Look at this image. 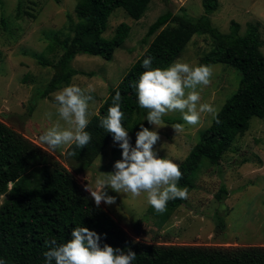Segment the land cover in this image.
<instances>
[{
  "label": "trees",
  "instance_id": "obj_1",
  "mask_svg": "<svg viewBox=\"0 0 264 264\" xmlns=\"http://www.w3.org/2000/svg\"><path fill=\"white\" fill-rule=\"evenodd\" d=\"M150 2L78 0L75 7L78 20L73 36L48 35V51L54 52L60 47L63 52L57 62L40 58V63L51 66L54 73L38 95L49 97L56 90L69 86L75 75L91 74L73 66L78 54L113 59L116 50L129 37L131 25L121 22L114 34L107 37L109 18L116 9L122 8L132 19L140 20ZM202 3L204 13L199 17L169 10L150 25L145 37L147 49L120 82L109 89L98 113L89 119L86 131L91 134V142L83 149L68 146L65 160L70 167L0 120V194L6 195L0 206V259L6 264H45L43 253L48 250L45 241L55 239L57 244H63L72 238V229L81 226L101 236V247L108 244L114 249L135 252L132 264H264V245L160 244L134 239L102 204L95 205L90 193L72 172L79 174L92 167L113 139V135L101 127L100 121L107 115L117 91L122 97V123L130 134V143L135 146L141 125L148 129L152 125L146 120L148 110L139 106L133 87L146 70L142 67L143 60L150 57L153 68H167L182 56L196 34H207L212 40V48L201 57L198 65L228 64L240 71L241 79L237 90L218 112L219 123L213 118L179 164L183 176L178 187H186L189 194L196 187L195 179L200 169L206 163L220 164L233 141L249 129L254 116L264 119V53L260 24L249 22L241 34L240 23L233 21L230 32L224 33L213 26L209 18V14L220 6L219 0H203ZM162 120L180 122L168 117ZM116 151L122 153V149ZM69 152L74 155H68ZM35 165L42 168L43 179L37 186H26V174ZM228 197L229 191L223 184L215 198L221 206ZM186 200H170L163 213H157L151 206L148 212L164 223ZM218 208L214 216L217 232H223L227 212Z\"/></svg>",
  "mask_w": 264,
  "mask_h": 264
},
{
  "label": "rangeland",
  "instance_id": "obj_2",
  "mask_svg": "<svg viewBox=\"0 0 264 264\" xmlns=\"http://www.w3.org/2000/svg\"><path fill=\"white\" fill-rule=\"evenodd\" d=\"M203 0H151L140 20H134L122 8L109 18L107 37L114 34L121 22L131 25V32L124 45L118 48L113 59L78 54L73 66L85 73L73 77L70 85L82 89L94 88L90 94L88 120L98 113L109 89L115 87L131 65L147 49L146 33L150 25L162 14L186 12L196 18L204 13ZM78 0H0V120L6 122L55 158L70 167L65 160L68 145L55 151L39 141V137L59 120L54 94L39 96L50 81L54 69L40 63V58L57 62L62 54L59 47L48 51V35L60 38L73 36L77 22L75 7ZM220 6L209 14L213 26L224 33L237 21L243 34L249 22L260 24L264 53V0H219ZM153 37L150 38V40ZM212 48L207 34H196L180 58L181 62L198 66L201 57ZM176 60V61H177ZM213 75L208 86H198L200 103H208L220 111L226 100L237 90L241 73L228 64H211ZM51 112V120L45 115ZM164 117L179 120L178 123L151 125L150 131L158 132L160 139L154 146L160 158H167L178 165L197 143L201 133L210 126L214 116L201 113L200 122L187 124L179 111ZM60 123L64 125L61 120ZM181 124L184 131L175 133L172 128ZM66 126V125H64ZM129 133V132H128ZM130 136V134H129ZM119 142L111 140L106 150L95 160L93 166L82 173L72 170L84 187H96L97 178L114 171V163L122 158ZM43 179L42 168L35 165L25 178V185L34 187ZM196 187L187 200L166 222L148 212L150 205L146 193L133 198L130 193H116L107 188L108 195L115 196L112 205L101 203L125 230L137 240L160 244L192 245H264V119L254 116L249 129L238 136L222 157L220 164L206 163L195 179ZM225 184L229 197L219 205L215 195ZM6 195L0 194V206ZM227 212L224 216L226 229L217 232V209ZM215 216V217H214Z\"/></svg>",
  "mask_w": 264,
  "mask_h": 264
},
{
  "label": "clouds",
  "instance_id": "obj_3",
  "mask_svg": "<svg viewBox=\"0 0 264 264\" xmlns=\"http://www.w3.org/2000/svg\"><path fill=\"white\" fill-rule=\"evenodd\" d=\"M142 67L146 69L139 76L133 87L136 89L138 104L147 109L146 120L154 125H162V118L169 112L179 111L183 120L189 125L200 122L201 113H210L219 123L218 112L213 105L200 103L197 87L208 86L213 75L210 65L192 66L177 60L167 68H153L152 58H145ZM94 88L82 89L69 85L54 94L57 105V120L40 137L39 141L55 151L65 145H75L83 149L91 142V134L86 131L89 124L90 93ZM122 97L117 91L112 98V105L100 125L119 142L122 158L114 163V171L103 178H97L96 187L85 186L97 207L103 202L112 205L116 197L108 195L107 188L116 193H130L133 198L146 193L147 203L157 213L166 211L170 200L188 198V189L178 187L183 173L179 165L167 158H160L154 149L160 136L157 131H150L141 125L136 133L135 146L130 143L128 131L123 126L124 113L121 111ZM51 120L52 113L45 114ZM64 122V125L60 121ZM175 133L184 131L181 124L172 126ZM68 155H74L69 152ZM71 239L63 244L56 240H46L48 248L43 253L45 264H132L136 253L130 249L125 252L108 244L101 247V236L87 227H75ZM0 264L6 261L0 259Z\"/></svg>",
  "mask_w": 264,
  "mask_h": 264
},
{
  "label": "built area",
  "instance_id": "obj_4",
  "mask_svg": "<svg viewBox=\"0 0 264 264\" xmlns=\"http://www.w3.org/2000/svg\"><path fill=\"white\" fill-rule=\"evenodd\" d=\"M10 187H11V184H10ZM1 196H3V195H1Z\"/></svg>",
  "mask_w": 264,
  "mask_h": 264
}]
</instances>
